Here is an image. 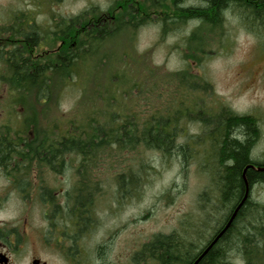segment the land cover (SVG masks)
<instances>
[{
	"label": "trees",
	"instance_id": "obj_1",
	"mask_svg": "<svg viewBox=\"0 0 264 264\" xmlns=\"http://www.w3.org/2000/svg\"><path fill=\"white\" fill-rule=\"evenodd\" d=\"M136 1L120 3L118 9L121 11L117 16L92 18L97 6H90L78 15L56 17L47 31L36 25L32 16L15 17L8 28L0 31V35L6 34L4 37L18 41L13 47L0 46V61L4 63L2 80L9 84L14 94L24 97L34 90L43 97L45 119L46 104L52 100L53 90L55 95L57 88L79 80L81 69L88 68L99 57V52L107 48L108 42L122 32L134 33L155 21L163 30L170 21L182 24L190 20L218 28L224 19L223 12L227 10L233 14L239 12L250 23L255 21L264 25V0H194L198 7L187 9H183L177 0L170 4L168 0ZM167 7L172 8L173 15L157 14L161 10L167 11ZM47 35L59 39L61 46L52 54L43 52L42 60L36 61L34 53L39 47L34 50L35 46H39L40 41L45 42ZM189 85L193 88L198 84ZM185 101L178 99L176 103L185 106L188 103ZM122 111L104 108L98 112L101 115L91 112L83 120H71V126L63 133L54 132L53 140H47L53 131L43 125V158L54 159V174H63L68 169H74L76 173L75 186L63 196L62 202L54 194V224L63 221L66 226L76 216L83 222H94L95 199L104 193L103 181L94 176V169H103L100 162L104 158L119 162L134 155L129 158L132 164L127 165L123 173L115 175V193L119 199L137 197L145 182L144 176L153 169L140 154L153 152L165 158L176 156L183 166H190L195 161L210 170L214 187L211 192L205 191L201 195L204 215L201 222L183 225L182 232L153 236L137 255L138 264H194L244 198L243 172L247 168V200L231 227L198 264H264V196L260 201L252 197L255 188L264 186V171L248 167H264V162L252 158L261 137L257 119L237 115L229 109L208 116V111L201 107L196 112L189 107H165L147 118ZM191 116L204 123L200 142L210 145L206 153H201L196 146L178 143L186 132L183 119H192ZM223 209L226 213L220 220L217 215ZM206 230H211L207 239Z\"/></svg>",
	"mask_w": 264,
	"mask_h": 264
},
{
	"label": "rangeland",
	"instance_id": "obj_2",
	"mask_svg": "<svg viewBox=\"0 0 264 264\" xmlns=\"http://www.w3.org/2000/svg\"><path fill=\"white\" fill-rule=\"evenodd\" d=\"M128 1L0 0V31L22 14L32 16L35 24L46 31L52 28L54 18L78 15L90 6H97L92 18L117 16L121 11L119 4ZM167 8L157 14L173 15L172 8ZM242 16L239 12L226 13L218 28L190 20L182 24L170 21L163 30L155 21L134 33L118 34L88 68L81 69L79 80L57 88L55 95L53 90V98L47 103L46 118L54 119L57 134L71 126V120H83L91 112L101 115L98 112L104 108L118 112L123 109L122 112L142 118L165 107H189L193 112L201 107L208 111V116L229 109L240 116H253L259 122L261 137L252 158L264 162V25L254 20L250 23ZM46 41H40L34 54L61 46V41L50 35L46 36ZM3 73L0 67V95L12 93L7 82L2 80ZM189 84L198 85L192 88ZM31 92V96L37 95L34 90ZM178 99L188 103L185 101V106L176 103ZM32 101L40 112V102ZM183 121L186 132L178 143L196 146L201 153H206L210 145L200 142L204 123L195 120V116ZM140 155L153 169L148 176L143 175L145 182L137 197L119 199L114 184L115 175L123 173L126 166L132 164L129 158L134 155L119 162L104 158L100 162L103 169H94V176L103 181L104 193L95 199L94 222L88 223L87 238L91 249L102 242H111L115 255L129 254L131 245L137 246L140 252L143 244L155 235L182 232L183 225L201 222L204 216L201 195L214 188L210 170L195 161L190 166H183L176 156L165 158L153 152ZM75 179L76 173L70 169L63 174H54V194L60 202L75 186ZM263 196L264 186L253 190L252 197L256 201L262 200ZM10 204L12 207L19 205L16 201ZM43 206L40 200L32 204L34 222H39L38 215ZM218 213L221 220L226 210ZM13 215L9 212L1 217L11 219ZM57 224H63L62 228L66 229L63 221ZM210 234L211 230L205 233L206 239ZM62 237L58 241L54 236L55 250L60 253L54 252V264H67L68 242Z\"/></svg>",
	"mask_w": 264,
	"mask_h": 264
},
{
	"label": "flooded vegetation",
	"instance_id": "obj_3",
	"mask_svg": "<svg viewBox=\"0 0 264 264\" xmlns=\"http://www.w3.org/2000/svg\"><path fill=\"white\" fill-rule=\"evenodd\" d=\"M177 1L183 9L198 7L194 0ZM167 2L170 4L172 0ZM231 12L223 13L225 16ZM17 43L0 36V46L13 47ZM42 54L35 55L36 61L42 60ZM1 66L4 63L0 61ZM32 99L42 105L40 112L32 105ZM43 99L40 95H0V264H54V236L58 241L63 236L68 242L67 264H123L124 261L138 264V248L134 245L129 254L119 255L114 254L111 242H102L91 249L87 238L90 227L80 216L72 217L66 229L62 228L63 224H54V159H44L41 149L45 139L43 125L53 131L47 140L54 139V119L50 121L45 116L43 120ZM37 200L44 206L38 215L39 222H34L31 208ZM13 201L19 207H12ZM9 212H13V218L1 217Z\"/></svg>",
	"mask_w": 264,
	"mask_h": 264
},
{
	"label": "water",
	"instance_id": "obj_4",
	"mask_svg": "<svg viewBox=\"0 0 264 264\" xmlns=\"http://www.w3.org/2000/svg\"><path fill=\"white\" fill-rule=\"evenodd\" d=\"M249 168H253L256 171H264V167H255L252 165L248 166ZM247 168L244 170L243 172V180L245 182V186H246V190H245V195L244 198L242 199V201L239 203V205L236 207V209L234 210V212L232 213L230 219L228 220V222L224 225V227L222 228V230H220V232L215 236V238L213 239V241L210 243V245L204 250V252H202V254L197 258V260L194 262V264H198L200 262V260L208 253V251L217 243V241L226 233V231L231 227L234 219L236 218V216L238 215L239 210L241 209V207L244 205L245 201L248 198L249 195V183L247 181L245 172H246Z\"/></svg>",
	"mask_w": 264,
	"mask_h": 264
}]
</instances>
